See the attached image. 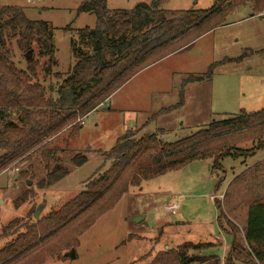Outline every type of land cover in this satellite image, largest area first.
Masks as SVG:
<instances>
[{
	"label": "rangeland",
	"instance_id": "1",
	"mask_svg": "<svg viewBox=\"0 0 264 264\" xmlns=\"http://www.w3.org/2000/svg\"><path fill=\"white\" fill-rule=\"evenodd\" d=\"M84 1L0 0V7L21 5L28 18L47 21L54 27L58 66L47 74V59L42 58L37 68L38 80L48 96H57V87L77 62L71 42L77 39L78 29L96 25L94 13L77 10ZM216 1L169 0L165 8L207 9ZM141 2L150 4L152 0H107L110 12L132 9ZM252 13L251 5L233 11L224 28L135 75L84 117L77 133L69 129L53 142L58 147L53 158L36 153L7 168L0 175V233L14 218L28 219L40 204L41 216L75 196L102 164L101 171L110 165L102 153L129 129H140L139 137L164 128L159 136L173 142L224 118V114L263 109L264 11L255 16ZM10 47L15 65L27 69L26 56L16 41ZM225 58L237 60L221 62ZM213 63L218 64L211 80L183 83L191 75H204ZM182 88L186 97L183 106L152 120L159 109L178 103ZM76 153L88 160L75 166L72 157ZM263 159L264 149L248 159L225 158L222 169L215 170L213 159L195 160L131 187L113 209L79 237L75 256L64 258L69 249L46 264H150L152 256L148 254L185 242L213 244L192 253L214 255L222 262L235 244L243 258L236 264H261L252 254L247 232L252 227L250 211L264 204ZM56 166L67 168L68 174L52 186L39 188L38 181ZM27 191L32 192L27 196ZM173 201L180 205L178 213L166 214L164 205ZM135 218L141 220L136 222ZM130 234L134 237L129 238ZM7 240H0V246Z\"/></svg>",
	"mask_w": 264,
	"mask_h": 264
},
{
	"label": "trees",
	"instance_id": "2",
	"mask_svg": "<svg viewBox=\"0 0 264 264\" xmlns=\"http://www.w3.org/2000/svg\"><path fill=\"white\" fill-rule=\"evenodd\" d=\"M168 2L152 0L150 4L141 2L132 9L112 12L107 0H85L80 4L78 12L94 13L96 25L78 29L77 39L71 42L77 62L57 87L56 97L47 95L37 77L40 59H47V74L58 66L54 27L47 21L28 18L21 5L0 7V175L36 153L52 158L51 139L67 129L77 133L83 118L135 75L227 24L233 11L246 5L253 7L251 16L264 11V0H217L207 9H168ZM12 41L24 52L27 69L15 65ZM230 60L237 59L221 62ZM217 64H211L204 75H191L183 83L211 80ZM179 97L178 103L159 109L151 119L183 106V88ZM224 115L173 142L159 136L164 128L139 137L140 129L127 130L102 153L110 165L101 171L102 164L75 196L38 219L33 209L28 219L14 218L3 226L0 240H8L0 246V264H46L48 259L76 248L79 237L113 209L131 187L195 160L213 159V170L222 169L225 158L248 159L264 149V108ZM87 160L82 153L72 157L75 166ZM67 174V168L56 166L38 181V186H52ZM255 206L249 215L252 227L247 240L253 244L252 254L264 264V204ZM132 237L134 234L129 235ZM210 245L185 242L147 257L152 256L150 264H236V260H243L235 244L224 262L214 255L192 253ZM63 256L67 258V254Z\"/></svg>",
	"mask_w": 264,
	"mask_h": 264
},
{
	"label": "crops",
	"instance_id": "3",
	"mask_svg": "<svg viewBox=\"0 0 264 264\" xmlns=\"http://www.w3.org/2000/svg\"><path fill=\"white\" fill-rule=\"evenodd\" d=\"M228 25V23L227 24H225V25H223V26H220V27H217V28H215L214 30H212V31H210V32H208V33H206L205 35H208V34H212V33H215L217 30H219V29H221V28H224L225 26H227ZM205 35H203L202 37H204ZM201 37V38H202ZM201 38H199V39H197V41L198 40H200ZM171 56V55H170ZM169 57V56H168ZM167 58V57H166ZM166 58H164V59H166ZM163 59V60H164ZM163 60H161V61H163ZM160 62V61H159ZM156 64V63H155ZM154 65V64H153ZM149 67H151V66H149ZM149 67H147V68H149ZM147 68H145V69H147ZM144 69V70H145ZM144 70H142V71H144ZM141 71V72H142ZM141 72H139V73H141ZM138 73V74H139ZM185 101H186V97H185ZM69 129H67V130H64L61 134H59L58 136H56V137H54L53 139H51V146L52 147H54L53 149H54V153L52 154V158L56 155V152H57V150H58V147H56L57 145H53V142H54V144H55V141L57 140V138H59L60 136H62L63 134H65L67 131H68ZM65 142H67V141H65ZM61 149H64V148H61ZM62 150H59V152H61Z\"/></svg>",
	"mask_w": 264,
	"mask_h": 264
},
{
	"label": "built area",
	"instance_id": "4",
	"mask_svg": "<svg viewBox=\"0 0 264 264\" xmlns=\"http://www.w3.org/2000/svg\"><path fill=\"white\" fill-rule=\"evenodd\" d=\"M179 209H180V205L175 201L169 202L164 205V211L166 214L175 215L178 213Z\"/></svg>",
	"mask_w": 264,
	"mask_h": 264
},
{
	"label": "water",
	"instance_id": "5",
	"mask_svg": "<svg viewBox=\"0 0 264 264\" xmlns=\"http://www.w3.org/2000/svg\"><path fill=\"white\" fill-rule=\"evenodd\" d=\"M42 206H43V204H40V205L37 207V210H36V212H35V218H36V219H38V218L40 217V213H41V210H42ZM142 219H143V218H142ZM140 220H141V219H139V218H135V219H134V221H136V222H139ZM67 255L75 256V250H74V248L71 249V251L68 252Z\"/></svg>",
	"mask_w": 264,
	"mask_h": 264
}]
</instances>
